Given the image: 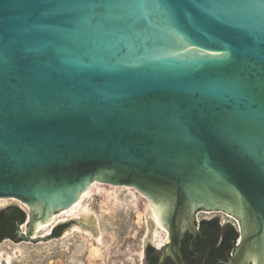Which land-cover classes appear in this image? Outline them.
<instances>
[{
    "label": "water",
    "instance_id": "obj_1",
    "mask_svg": "<svg viewBox=\"0 0 264 264\" xmlns=\"http://www.w3.org/2000/svg\"><path fill=\"white\" fill-rule=\"evenodd\" d=\"M93 182L148 198L159 261L183 264L195 212L223 211L239 231L224 264H264V0H0V198L29 208L18 239Z\"/></svg>",
    "mask_w": 264,
    "mask_h": 264
},
{
    "label": "rangeland",
    "instance_id": "obj_2",
    "mask_svg": "<svg viewBox=\"0 0 264 264\" xmlns=\"http://www.w3.org/2000/svg\"><path fill=\"white\" fill-rule=\"evenodd\" d=\"M96 183L62 222L34 232L32 240L0 241V264H139L145 243L163 247L167 232L154 222L147 197L133 187ZM0 199V210L17 206L29 215L18 200ZM215 215L221 224L235 223L223 211H196L195 220ZM62 224L60 236L52 237L51 229ZM25 231L26 225L18 227V233Z\"/></svg>",
    "mask_w": 264,
    "mask_h": 264
},
{
    "label": "trees",
    "instance_id": "obj_3",
    "mask_svg": "<svg viewBox=\"0 0 264 264\" xmlns=\"http://www.w3.org/2000/svg\"><path fill=\"white\" fill-rule=\"evenodd\" d=\"M26 219V212L17 206L0 210V241L8 239L16 242L18 227L25 224ZM65 226H54L50 235L60 236ZM195 227V234L186 231L180 241L183 264H224L239 239L237 227L230 222L221 224L218 217L200 219ZM144 253V264H175L170 256L159 261L158 250L152 245L148 244Z\"/></svg>",
    "mask_w": 264,
    "mask_h": 264
},
{
    "label": "bare ground",
    "instance_id": "obj_4",
    "mask_svg": "<svg viewBox=\"0 0 264 264\" xmlns=\"http://www.w3.org/2000/svg\"><path fill=\"white\" fill-rule=\"evenodd\" d=\"M95 184H97V183H96V182H93V183L89 184V188H88L87 190L81 192V194H80L79 197H78V200H77L75 203H73L71 206H69L67 209L61 211L60 213H58V214H54V215L48 220V222H46V223L42 224L41 226H39V227L35 230V235H36L37 233L43 231V229H45V228H47V227H50V226L53 225V224H57V223L62 222L63 219L60 218L61 216H64V215H68V216L73 215V211H74V209L79 205V203L81 202V200L83 199V197H85V196L87 195V193L89 192V189H90L91 187H93V185H95ZM4 200H5V199H0V201H4ZM0 205H1V204H0ZM23 205H24V204H23ZM79 217H82V215H79ZM153 220H154V222H155L157 225H159L158 222H157V220H156V217H155L154 213H153ZM159 227H160V225H159Z\"/></svg>",
    "mask_w": 264,
    "mask_h": 264
},
{
    "label": "built area",
    "instance_id": "obj_5",
    "mask_svg": "<svg viewBox=\"0 0 264 264\" xmlns=\"http://www.w3.org/2000/svg\"><path fill=\"white\" fill-rule=\"evenodd\" d=\"M233 221L235 222V223H231L232 225H234V226H236L237 227V229H238V222L233 218Z\"/></svg>",
    "mask_w": 264,
    "mask_h": 264
}]
</instances>
